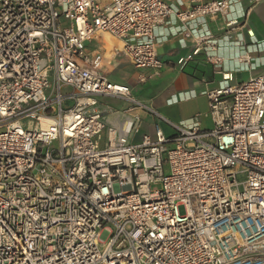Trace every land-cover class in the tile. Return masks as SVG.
<instances>
[{"label":"built area","instance_id":"2783aa9c","mask_svg":"<svg viewBox=\"0 0 264 264\" xmlns=\"http://www.w3.org/2000/svg\"><path fill=\"white\" fill-rule=\"evenodd\" d=\"M238 1L0 0V264H264V74L207 92L210 129L110 78L120 54L159 74L167 18L189 38ZM102 34L121 46L90 49ZM196 38L180 67L222 61Z\"/></svg>","mask_w":264,"mask_h":264},{"label":"crops","instance_id":"0c3cea01","mask_svg":"<svg viewBox=\"0 0 264 264\" xmlns=\"http://www.w3.org/2000/svg\"><path fill=\"white\" fill-rule=\"evenodd\" d=\"M188 4L181 5V8ZM195 36L185 37L181 31L182 23L175 17L167 18L155 30L157 50L165 65L154 74L150 68H135L126 56H112L113 72L110 78L116 82L129 84L135 98L155 109L166 119L191 126L199 122L203 129L213 127L209 113V99L207 92L218 88L223 83L224 76H229L230 83H240L252 76L264 74V0L254 3L252 0H239L234 3L226 15H212L205 20H194L189 23ZM211 33L216 40L217 49L214 54L222 57L219 63H211L206 59L203 51L185 66L177 64L179 58L188 54L198 42L196 35ZM119 41V40H118ZM96 42L97 47H92ZM120 42V41H119ZM109 35L102 34L99 41L90 42L89 48L101 52H111L117 46ZM246 52L249 62L240 61L239 56ZM124 74L116 80L117 69ZM145 76L140 81L139 76ZM107 99L115 109L121 110L125 104L119 106ZM143 132H153L154 123H160L162 129L172 132L171 127L151 114H143Z\"/></svg>","mask_w":264,"mask_h":264},{"label":"rangeland","instance_id":"374dc122","mask_svg":"<svg viewBox=\"0 0 264 264\" xmlns=\"http://www.w3.org/2000/svg\"><path fill=\"white\" fill-rule=\"evenodd\" d=\"M118 42V43H117ZM120 43V44H119ZM92 45V47H97L98 45L96 44V42H94V43H92L91 44ZM114 46H117V48L118 47H120L121 46V42H119L117 39H116V45H114ZM121 56H123V54H120ZM124 70V69H123ZM121 68H119V69H117V71H116V74H115V76H114V78L117 80L118 79V77H120V76H122L123 74H124V71H123ZM119 80V79H118ZM113 105L114 106H119L120 104H119V102L118 101H115V102H113ZM165 133L166 134H168V132H167V130H165Z\"/></svg>","mask_w":264,"mask_h":264},{"label":"bare ground","instance_id":"6f19581e","mask_svg":"<svg viewBox=\"0 0 264 264\" xmlns=\"http://www.w3.org/2000/svg\"><path fill=\"white\" fill-rule=\"evenodd\" d=\"M104 35H109L110 36V38H111V40L116 44V38L115 37H113L112 35H110V34H104ZM118 43V42H117ZM120 44V43H119ZM108 53H110V51H108Z\"/></svg>","mask_w":264,"mask_h":264}]
</instances>
